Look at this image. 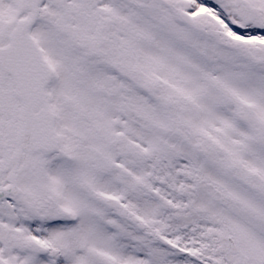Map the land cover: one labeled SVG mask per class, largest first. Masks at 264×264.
<instances>
[{
    "label": "snow or ice",
    "instance_id": "6c2138e0",
    "mask_svg": "<svg viewBox=\"0 0 264 264\" xmlns=\"http://www.w3.org/2000/svg\"><path fill=\"white\" fill-rule=\"evenodd\" d=\"M0 264H264V0H0Z\"/></svg>",
    "mask_w": 264,
    "mask_h": 264
}]
</instances>
